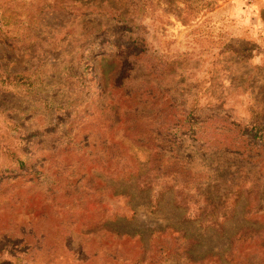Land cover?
<instances>
[{
  "label": "rangeland",
  "instance_id": "rangeland-1",
  "mask_svg": "<svg viewBox=\"0 0 264 264\" xmlns=\"http://www.w3.org/2000/svg\"><path fill=\"white\" fill-rule=\"evenodd\" d=\"M198 1L0 0V264H183L176 231L200 256L263 234L264 0ZM192 104L261 137L212 118L162 153ZM205 206L220 228L185 220Z\"/></svg>",
  "mask_w": 264,
  "mask_h": 264
},
{
  "label": "trees",
  "instance_id": "trees-1",
  "mask_svg": "<svg viewBox=\"0 0 264 264\" xmlns=\"http://www.w3.org/2000/svg\"><path fill=\"white\" fill-rule=\"evenodd\" d=\"M201 0L198 2H195L193 4L200 3ZM185 5H188L190 7L191 3L190 0H182ZM43 7H52L49 5H46ZM196 8V7H195ZM197 9V8H196ZM199 11V8H198ZM127 57H123L121 59V63L127 62ZM131 70V67L129 69V72ZM124 68L121 72V75L119 74L118 78L115 80L116 84H121L124 79L127 78ZM17 79V78H16ZM180 106V105H179ZM175 109L177 107H174ZM179 110V109H178ZM207 112L206 110H198V108L195 107L194 104L188 105V106H181L180 108V116L181 118L177 119L176 122H170L166 121L165 127L162 128V130H156L157 135L162 134L161 143L165 147L164 151L162 153H171V148H177V152L182 149V142H185V140L189 141L192 140L195 143L200 146V148L203 147L204 141V134L208 131V129L211 128L213 125L211 122L213 121L212 118L217 119L219 118V122L216 124L217 127L215 129H228L230 126H232L233 134L237 136V145L240 144L241 141H243L242 136L243 132H248L250 138L252 140H256L257 138L261 137L260 130L253 129V130H247V128H242L238 123H233V121L229 120V116H223L222 113H212L213 115L210 117L211 113H206L205 116H202L204 113ZM214 112V111H213ZM172 115V114H171ZM252 129V128H250ZM231 130V129H230ZM246 130V131H245ZM229 131V129H228ZM264 139V138H263ZM135 141V140H134ZM141 140H136L135 142H139ZM181 145V146H180ZM238 151V149H237ZM177 154H175L176 156ZM177 157H175L176 159ZM151 166L154 164V160H151ZM174 163L171 165L172 173H174L173 179L178 182V176L176 175L178 173L179 165L178 161L174 160ZM18 168L17 170H13L14 173H18V175H21L24 169L26 168V165L23 162H18ZM150 170H152L150 168ZM21 172V173H20ZM241 188H238L237 196L241 193ZM248 188H245L247 190ZM251 190V189H250ZM250 190L249 193H250ZM176 199L174 202V206L177 209L184 210L185 212H188L189 207V199L190 197L187 196L185 193V190L183 189H177L176 191ZM228 194V192H226ZM208 206V205H206ZM206 206L202 209H200V213L195 216L190 217L185 220L190 223H197L198 225H207L206 228L210 227H221V224L225 222L224 216H221L223 220L217 223L216 217H209L208 214L203 212V210H206ZM206 214V215H205ZM195 216V217H194ZM176 241L177 243L170 244L169 250L170 252H178V255L180 259L182 260L183 264H204L205 260L213 259L212 264H264V246L260 245L264 244V231L263 234L259 233L258 231L250 232V233H239L234 234L231 239L229 240L228 244L229 247L226 248L225 252L218 251L217 248H214L216 250V254H206L204 256H200L197 254H194V251L197 246V242L195 241L194 235L187 236L188 233L187 228L183 231H176ZM190 233V232H189ZM257 242L259 245H252L251 242Z\"/></svg>",
  "mask_w": 264,
  "mask_h": 264
}]
</instances>
